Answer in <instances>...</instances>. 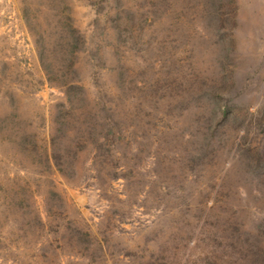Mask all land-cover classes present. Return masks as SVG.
<instances>
[{"label": "rangeland", "instance_id": "rangeland-1", "mask_svg": "<svg viewBox=\"0 0 264 264\" xmlns=\"http://www.w3.org/2000/svg\"><path fill=\"white\" fill-rule=\"evenodd\" d=\"M208 1H219L218 8L231 10L229 0H128L124 4L132 12L159 9L164 13L157 26L164 31L166 57L172 48L178 55L183 47L172 39L176 37L173 30L185 23L173 15L194 13L197 19L191 26L197 28L200 37L197 48L208 51L196 60V73L212 82L220 81V72L234 73V85L226 86L234 101L251 107L263 104L259 93L264 92V0H235L232 8H237L239 24L231 34L236 46L226 65L214 57L215 45L209 43L212 37H202L203 27L208 25L202 14L212 8ZM112 5L111 0H0V264H155L152 262L157 260L185 264L187 258L203 257L215 250L219 234L237 225L234 218L238 215L242 217L239 227L251 230L255 217L251 212L252 194L242 198L246 199L244 203L237 199H230L222 207L212 203L206 185L212 184L215 170L219 177L225 172L234 175L245 189H251V169L242 171L239 162L221 152L213 158L205 154L201 162L184 169L189 152L169 156L167 145H138L131 136L130 144L114 153L118 166L112 168L118 173L115 180V174L108 171L112 161L93 158V150L85 142V147L76 144V154L70 153L68 161L58 166L54 160L50 168H45L24 159L18 145L24 131L46 140L54 155L60 147L57 139L52 143L49 126L61 111L62 94L48 84L39 64L38 30L46 22L53 32L56 20H66L80 37L77 67L85 85L91 92L104 91L111 73H89V64L84 62L90 54L94 63L101 56L106 67L114 65L117 47L112 28L109 26L111 30L106 29L109 33L104 35L96 30L103 24V13L111 16ZM178 69L180 73L160 74L170 82L175 77L180 79L184 70L181 63ZM135 118L145 117L138 113ZM81 137L75 131L73 144L82 143ZM136 145L142 149L137 151L133 148ZM156 156L157 179L151 173ZM178 171L182 173L180 179L175 177L177 183L171 184L169 172L176 176ZM23 180L34 190L35 202L29 206L22 203L19 194ZM51 191L58 193V201L52 200ZM43 197H47L45 203ZM234 206L241 207V214L232 210ZM47 209L51 215L48 218ZM32 212L42 218L41 227L28 223Z\"/></svg>", "mask_w": 264, "mask_h": 264}, {"label": "trees", "instance_id": "trees-1", "mask_svg": "<svg viewBox=\"0 0 264 264\" xmlns=\"http://www.w3.org/2000/svg\"><path fill=\"white\" fill-rule=\"evenodd\" d=\"M111 1V16L103 13V24L96 26V30L99 31L98 34L104 35L109 33L106 30L109 26L112 28H109L113 33L111 37L117 47L114 52V65L106 67L101 56L94 63L90 51L81 49V52L86 51L89 54L84 62L89 64V73H111L104 91L97 89L91 92L85 85L77 67L80 37L66 20L61 17L60 21L56 20V29L53 32L49 31L46 22L45 27L38 30L39 64L48 84L62 94V101L59 103L61 111L49 126L52 143L57 139L60 147L54 155L46 140L33 137V134H26L24 131L18 142L19 149L25 155L24 159L28 163L39 162L45 168H50L54 160V164L58 166L63 160L68 161L70 153L73 156L76 154L77 146L85 147V142L93 150V158H107L112 161L108 171L110 175L115 174L112 177L115 180L118 173L112 168L118 166L114 153L122 145H128L127 142L130 144L131 136L137 140L138 145L154 142L156 147L167 145L169 156L177 157L184 151L189 152V160L183 163L184 169L192 163L201 162L205 154L213 158L221 152L230 156V160L239 162L242 171L251 169V189H245L244 184L234 175L225 172L219 177L215 170L212 184L206 185L207 190L216 207L228 204L230 199L242 200L247 194H252L254 206L251 212L255 217L251 230L239 227V219L242 217L238 215L234 218L237 225L232 224L227 228V233L223 231L219 234L215 250L204 253L203 257L195 255V258H187L185 264H264V103L251 107L234 101L231 89L226 88L234 85V73L229 75L220 72L218 77L216 75L220 80L218 82H212L206 76L196 73V60L199 56L204 57L208 51L197 48L200 37L197 28L191 26L197 19L194 13L182 11L173 15L177 21L185 23L173 30L176 37L172 39L173 42H181L183 47L178 55L175 53L177 49L172 48L171 54L166 57L164 31L157 26L164 13L159 9L153 12H132L124 4L128 0ZM207 4L212 8L202 14L203 19L208 22L203 27L202 37L204 40H211L212 37L213 41L209 43H213L215 47L211 52L226 65L236 46V40L231 34L239 24L237 8H232L236 1H228L231 8L228 11L218 8L219 1H208ZM98 51L101 52L100 45ZM101 60L103 63H100ZM180 63L184 67L180 79L175 77L169 82L160 74L180 73ZM172 84L173 88L170 87ZM259 94L264 98V92ZM138 113L145 118L136 119ZM75 131L80 132L82 137L79 139L82 143L73 144L72 134ZM147 131L149 132L146 135ZM163 136L165 139H162ZM138 145L133 147L137 151L142 149ZM104 152L107 154L99 157ZM65 163L68 164L66 161ZM119 163L121 165L120 161ZM157 163L159 164L156 156L152 171L150 169L156 179L160 174L158 169L154 171ZM33 172L28 171L30 174ZM181 174L178 171L173 176L169 172L166 176L174 184L177 183L175 177L180 179ZM20 189L22 203L26 206L32 205L35 202L32 184L25 181ZM50 196L53 201L60 199L54 191L50 192ZM162 197L163 194L161 199ZM44 198L47 197H43L45 203ZM242 201L244 203L246 199ZM232 210H238L241 214V207L234 206ZM45 212L46 218L51 216L48 209ZM31 214L33 217L29 218L28 223L41 227L40 215L33 212ZM154 262L166 264L164 261L157 260L152 263ZM172 263L170 261L168 264Z\"/></svg>", "mask_w": 264, "mask_h": 264}]
</instances>
